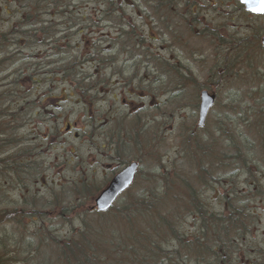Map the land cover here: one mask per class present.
I'll use <instances>...</instances> for the list:
<instances>
[{
    "label": "rangeland",
    "instance_id": "rangeland-1",
    "mask_svg": "<svg viewBox=\"0 0 264 264\" xmlns=\"http://www.w3.org/2000/svg\"><path fill=\"white\" fill-rule=\"evenodd\" d=\"M34 1L7 5L0 0V34H8L13 43L8 48L0 43V108L20 95L16 109L21 107L25 120L17 132L19 147L21 152L28 147L33 156L32 161H22L24 186L0 172V210L25 198L28 203L34 201L38 211H48L54 194L69 206L71 195L78 191L79 206L72 213L60 220L57 213H50L44 219L46 224L51 221L54 232L64 234L62 224L78 220L92 205L93 197L84 193L85 182L102 190L125 163L137 161L133 186L114 204L121 206L131 195L152 186L156 176L188 178L193 169L186 157L194 143L217 151L219 145H228L223 132L246 124L248 130L241 132L249 139L255 137L258 111L252 108H264V51L251 42L258 37L259 43L264 33V15L245 12L237 0H172L168 5L165 0H39L37 5L44 6L39 16L45 23L40 27L43 33L20 42V33L11 34L12 25L16 30H31L18 18L23 6ZM54 5L59 8L51 11ZM127 21L145 37L149 55L158 58L147 72L143 68L148 58L130 60L123 47L113 48L114 42H121L118 32ZM49 25L55 33L48 31ZM45 33L52 36L42 42ZM242 39L250 43L244 42L243 51L238 52L234 44ZM165 60L172 68L163 64ZM58 68L66 69V74L61 75ZM202 89L213 92L216 102L204 125L197 127ZM122 98L133 105L122 104ZM12 102L8 105L14 107ZM67 123L74 125L66 134ZM257 151L264 154L262 147ZM7 157L11 159L13 153ZM158 161L165 169L157 170ZM234 179L244 188L242 192L248 190L243 175ZM204 198L211 203V211H221L212 190ZM250 207L261 214L260 220L234 252L238 262L229 264H248L254 257L249 249L264 243V197ZM33 218L1 224L0 240L31 241ZM196 228L190 217L181 231L191 234ZM22 246L15 262L4 264H21ZM185 253L179 255L191 264H204L186 258ZM219 261L208 264H223Z\"/></svg>",
    "mask_w": 264,
    "mask_h": 264
},
{
    "label": "trees",
    "instance_id": "trees-1",
    "mask_svg": "<svg viewBox=\"0 0 264 264\" xmlns=\"http://www.w3.org/2000/svg\"><path fill=\"white\" fill-rule=\"evenodd\" d=\"M38 1L24 5L18 18L19 22L28 23L31 30H16L17 26L13 29L14 24L12 25L11 34L20 33V42L25 39L34 40L39 38L38 32L43 33L40 27L45 23L39 16L44 6L37 5ZM14 2L19 5L21 0H10L9 4ZM169 2L170 0H165L164 4L168 5ZM53 10L55 9H51ZM52 27H48L51 33ZM51 33L41 36L42 42L48 40ZM117 38L121 42L113 43L114 50L118 46L123 47L130 60L148 58L143 68L146 72L151 61L158 60L155 55H149L150 50L144 45L145 37L134 23L127 21L121 25ZM257 38L256 43H251L260 47ZM11 41L8 34H0L1 47L8 48L13 44ZM244 42L245 45L250 43L246 39L239 40L234 44V49L239 52ZM141 50L144 52L141 53ZM163 64L171 67L169 61L165 60ZM58 72L64 75L66 69L58 68ZM185 77L188 78L189 75L186 74ZM252 109L253 112L258 111L254 116L257 128L252 125L255 137L249 139L241 132L242 129L248 130L249 126L246 124L243 128L237 126L238 130L233 132H223L228 137V145H219L217 151L212 150L209 145L194 143L191 153L186 157L193 169L188 178L174 174L169 178L156 176L151 181L152 186L144 189L141 194L131 195L121 206H114V203L104 212L90 210V206L79 215L81 218L78 220H66L62 224L66 228L64 234L54 232L51 221L46 224L44 219L50 213H57L58 220L72 213L75 206H79L75 198L78 191L74 196L71 195L73 201L69 206L62 204L61 195L54 194L48 211H38L35 202L28 203L25 198L14 203L12 208L0 210V225L18 224L22 218L34 217L31 219L34 224L31 230L33 241L21 238V241L16 239L9 243L4 238L0 240V264L15 262L14 256L20 254L21 245L24 249L21 264H191L179 255L183 251L186 252V258L191 257L204 264L215 259H220L219 262L223 264L238 262L233 257L234 252L261 217L256 208L250 206L254 203L257 205L264 197V154L257 151L261 147L264 150V108ZM27 148H22L23 153L19 148L11 159L6 158L10 159L6 165L0 163V172L8 175L10 181L19 186H24L20 170L22 161L33 160ZM22 155L24 160L20 158ZM163 169L164 164L158 161L157 170ZM228 170L232 171L230 176L226 174ZM241 175L245 177L243 183L248 189L246 192H242L244 188L234 179ZM85 184L84 193L94 199L101 190L94 188L92 183ZM210 190L220 201L221 211L218 213L211 211V203L205 201L204 193ZM190 217L196 222L197 228L193 233L187 234L181 228ZM171 244L175 246L169 250ZM256 244L249 249L254 257L247 261L248 264L264 263V243L263 246Z\"/></svg>",
    "mask_w": 264,
    "mask_h": 264
},
{
    "label": "water",
    "instance_id": "water-1",
    "mask_svg": "<svg viewBox=\"0 0 264 264\" xmlns=\"http://www.w3.org/2000/svg\"><path fill=\"white\" fill-rule=\"evenodd\" d=\"M243 5L244 10L250 13L253 7H259V0H237ZM260 44L264 47V36L260 39ZM216 100L214 93H209L207 90H202L199 94L198 105V121L197 126L202 127L209 110L212 108ZM138 169L137 162H131L115 174L108 185L93 199L91 210L95 209L99 212L108 210L118 196L127 190L134 179Z\"/></svg>",
    "mask_w": 264,
    "mask_h": 264
},
{
    "label": "flooded vegetation",
    "instance_id": "flooded-vegetation-1",
    "mask_svg": "<svg viewBox=\"0 0 264 264\" xmlns=\"http://www.w3.org/2000/svg\"><path fill=\"white\" fill-rule=\"evenodd\" d=\"M1 1L6 2L7 5H10L9 4L10 0H5V1L1 0ZM170 2H172V0H170ZM56 6L57 5L50 6V8L55 9V11H56L59 8V6L58 7H56ZM60 7H63V5H61ZM4 8H5V6L3 5L2 9H4ZM262 15H264V14H262ZM55 32H56V30H53V33H55ZM68 32L70 33L69 30H68ZM68 32H64V33H68ZM263 35H264V33H263ZM64 38L66 39L67 36H64ZM19 39H21V38H19ZM261 49L264 51V47H261ZM10 85H12V83H10ZM11 94L13 96L16 94L15 89H13L11 91ZM15 98H13V100L8 99V104L13 101L12 103H13L14 107L6 104L5 105L6 108L5 107L0 108V163L2 165H3V163L7 164L10 162V159L6 160V158H4V156L10 155V152H12V153L17 152L20 148L19 145H21L20 138H19V135L17 134V132L19 131L20 126L22 124H24V117L21 115V107H19L18 110L16 109V106L19 105L20 95L18 94L17 99H15ZM15 101L18 102V105H16ZM121 103L127 104L128 106L133 105L132 102H128L124 98L121 99ZM56 106H58V105H56ZM73 125H71L69 123H67L65 125V133L66 134L70 133L72 131ZM73 135L75 137L78 136L77 133H74ZM11 139H12V141H11ZM22 156L23 157L21 158V160H24V155H22ZM110 179L107 181L106 185L109 183ZM106 185L104 187H106Z\"/></svg>",
    "mask_w": 264,
    "mask_h": 264
},
{
    "label": "snow or ice",
    "instance_id": "snow-or-ice-1",
    "mask_svg": "<svg viewBox=\"0 0 264 264\" xmlns=\"http://www.w3.org/2000/svg\"><path fill=\"white\" fill-rule=\"evenodd\" d=\"M252 11L257 14H264V0H259V7H253Z\"/></svg>",
    "mask_w": 264,
    "mask_h": 264
}]
</instances>
